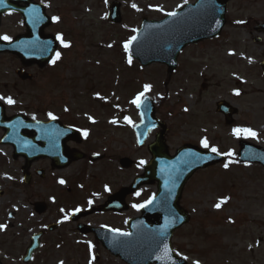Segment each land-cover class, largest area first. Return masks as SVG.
Listing matches in <instances>:
<instances>
[{
    "label": "rangeland",
    "instance_id": "rangeland-1",
    "mask_svg": "<svg viewBox=\"0 0 264 264\" xmlns=\"http://www.w3.org/2000/svg\"><path fill=\"white\" fill-rule=\"evenodd\" d=\"M34 1L44 4L52 17L46 34L58 40L60 56L55 55V63L45 68L25 69L33 75L25 82L15 73L22 67L18 58L0 54V97L4 98L0 103L6 107V116L22 114L41 121L57 117L87 133L86 146L92 153L108 157L26 186L22 160L12 159L13 148L0 146L3 264H23L20 258L30 238L59 219L66 222L62 231L46 235L42 250L30 264H126L104 250L94 235H80L77 223L68 217L100 204L108 192L129 185L150 161L148 146L161 131L153 130L147 144L138 146L134 128L141 122L140 112L132 103L138 96L140 103L146 97L154 101L155 118L165 125V142L172 156L191 144L210 151L215 147L228 159L198 171L187 183L181 206L191 220L173 236L176 253L186 257L188 264H264V168L236 160L240 141L264 148V74L260 67L264 35L253 30L264 24V0L232 1L221 36L184 50L171 75L165 65L145 68L133 60L129 63L125 45L142 20H162L167 13L197 0ZM113 1L122 5L118 25L107 20ZM25 30L19 14H7L2 18L0 37L11 40ZM255 37L263 41L254 42ZM9 98L14 103L9 104ZM221 101L237 109L232 125H226L225 117L217 112L216 104ZM237 128L251 129L257 135H237ZM3 134L1 129L0 140ZM204 140L208 148L203 146ZM121 158L132 160V168H122ZM55 176L66 183H58ZM156 189V185L144 187L129 200L130 210L121 216L91 215L78 223L125 228L129 219L140 214L141 207L134 205L149 201ZM37 201L47 205L43 216L32 208Z\"/></svg>",
    "mask_w": 264,
    "mask_h": 264
},
{
    "label": "water",
    "instance_id": "water-1",
    "mask_svg": "<svg viewBox=\"0 0 264 264\" xmlns=\"http://www.w3.org/2000/svg\"><path fill=\"white\" fill-rule=\"evenodd\" d=\"M232 0H199L178 10L176 16H168L162 21L142 22L141 29L136 32L135 39L128 43V56L139 60L142 66L148 67L153 63H161L169 68V74L177 68L180 52L191 44H198L201 40H212L221 35L226 24L227 5ZM121 4L113 2L110 6L108 20L112 24H119ZM7 12L20 13L24 19L27 34L19 35L12 41L0 39V54L17 56L25 67L37 65L45 67L56 53L57 40L52 36H45L44 32L51 24L50 17L45 13V7L35 4L32 0H5V6H0L1 17ZM259 34H264V24L255 27ZM261 42L260 38H255ZM264 72V60L261 63ZM22 80H31L32 75L22 69L16 71ZM218 112L226 117L228 125L233 123V116L237 111L227 103L217 104ZM142 123L135 129L138 143L144 145L152 129L160 127L162 133L156 142L149 147L152 161L146 166L143 176L134 180L130 188L123 189L119 194L111 197L109 203L101 208L90 209L87 213H77L73 218L91 215L101 211H111L118 207L117 212L126 209L123 202L126 195L136 193L144 185L158 183V193L151 203L142 208V217L135 218L129 223L130 235L107 229H85L82 232L94 231L104 247L123 262L128 264H187L178 257L172 248V237L177 229L188 224L190 216L180 206L182 193L186 183L198 170H205L210 166L226 161L224 156L201 151L197 147L186 145L177 150L174 157H170L164 140L165 127L155 120L154 102L145 99L139 106ZM0 128L5 130L0 144H7L15 148V158L25 157L29 162L37 158L48 156L54 160L55 167H65L72 159L63 157L64 143L74 130L64 129L57 120L37 123L29 121L25 116H15L8 119L5 107L0 104ZM67 130H72V133ZM67 131V133L65 132ZM68 137V138H67ZM238 160L245 164H257L264 167V149L241 142ZM83 157H77V160ZM127 159L121 161L125 168L132 167ZM123 206V207H122ZM45 207L39 205L36 212L44 213ZM55 227H51V230ZM84 229V228H83ZM42 234H38L31 241L24 257L28 264L33 253L40 248Z\"/></svg>",
    "mask_w": 264,
    "mask_h": 264
},
{
    "label": "flooded vegetation",
    "instance_id": "flooded-vegetation-1",
    "mask_svg": "<svg viewBox=\"0 0 264 264\" xmlns=\"http://www.w3.org/2000/svg\"><path fill=\"white\" fill-rule=\"evenodd\" d=\"M87 143H88V140L83 135L81 137V140H79V139H76V140L69 139V140H67L66 143H65V145H64L65 146V149L63 151V157L67 161L68 158H71V155L73 153H75L77 150H80V151H82L87 156V159H85V160H83L81 162H78V164H81V165L86 164L88 166H92L93 164H91L90 159H91V156L96 155V154L92 153L87 148V146H86ZM103 157L104 158L100 159V162L106 160L108 156L105 155V154H103ZM78 164L73 163V164L67 166L66 169H57V168L54 169L53 168V162H52L51 158L45 157V158H42V159H37V160H34V162H32V163H29L27 161V159H24L23 158L22 165L20 167V170H22V174H23L22 180H23L24 185L26 184V186H34L36 182L37 183H40V182L46 181L47 175H50L51 176V175H57V174H65L67 172V170H70L71 168H74L75 166H78ZM41 171H44L45 173L42 174V173H40ZM48 171H50V172H48ZM55 179L58 180V183H61L60 182L61 180L64 181L63 179H61V177H56L55 176ZM71 180L72 181H75L76 178L69 179V182ZM65 183L66 182H64V184ZM67 183H68V180H67ZM68 189H69V191L71 190L70 188H68ZM121 189L122 188H119L117 191H114V193L120 191ZM109 196H107V197H109ZM103 202H104V200H102L100 202V204L103 203ZM34 206L35 205L33 204L32 205V208H34ZM107 215H109L110 217H112V216H114V217L121 216V215L115 214L114 212L108 213ZM69 218H70V216H69ZM51 224H57V225L60 224V226H59V228L55 232H52V233L51 232H47L48 227ZM65 224H66V222H64L63 219L62 220L59 219L57 221V223H49L48 222V224L45 225L46 229L45 230H39L38 232L44 233V236L42 238V240H43L46 237V235L48 236L49 233L50 234H56V233L62 231V228L64 227ZM76 226H77L76 227V231H77L79 225H76ZM115 229H117V228H115ZM117 230L124 231V230H127V227H126V229L123 227L122 229H119L118 228ZM20 261L22 263V259L21 258H20Z\"/></svg>",
    "mask_w": 264,
    "mask_h": 264
},
{
    "label": "snow or ice",
    "instance_id": "snow-or-ice-1",
    "mask_svg": "<svg viewBox=\"0 0 264 264\" xmlns=\"http://www.w3.org/2000/svg\"><path fill=\"white\" fill-rule=\"evenodd\" d=\"M0 6H5V0H0ZM133 7H135V5H133ZM167 15H169V16H176V13L175 12H170V13H167ZM55 19H58V18H55ZM58 38H60V37H58ZM2 39H4V40H10V38L8 36H4V37H2ZM60 39H61V42L63 43L62 38H60ZM133 39H135V38H133ZM64 46L65 47H69L68 44H64ZM125 47H127V45H125ZM56 55H57V58H59L60 54L57 53ZM53 63H55V61H53ZM129 63H131V59H129ZM145 88H146V90H148L150 88V86H147L146 85ZM239 94H240L239 92H236V95H239ZM141 95H143V94H141ZM0 99H4V98L3 97H0ZM8 103L9 104H12V103H14V101L11 98H9L8 99ZM132 103L136 104L137 107H139L140 106V97L138 96L136 100H133L132 101ZM186 111H187V109H186ZM51 118L52 119H56V117H54V116H52ZM113 123H115V121H113ZM234 131H235V133L237 135H239L241 133H246L248 137H253V138L256 137V135H257L251 129H239V128H237ZM85 135H87V133H85ZM202 143H203V146L205 148H208L209 147V144H208V141L207 140H204ZM211 151L214 152V153H217L219 155L218 149H216L215 147L211 148ZM141 163H144V161H141ZM224 167L227 168L228 165L225 164ZM60 182L61 183H64V181H62V180ZM149 203H151V201H149ZM134 207H145V205H139V206H135L134 205ZM216 207L219 208L220 205L217 204ZM0 227H4V226H0ZM120 234L121 235H125V236L130 235L129 233H120ZM185 259H187V258L185 257Z\"/></svg>",
    "mask_w": 264,
    "mask_h": 264
}]
</instances>
